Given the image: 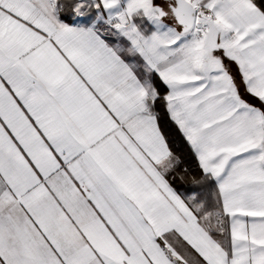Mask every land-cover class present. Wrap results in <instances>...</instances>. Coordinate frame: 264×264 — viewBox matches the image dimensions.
Returning <instances> with one entry per match:
<instances>
[{"label":"snow or ice","instance_id":"snow-or-ice-1","mask_svg":"<svg viewBox=\"0 0 264 264\" xmlns=\"http://www.w3.org/2000/svg\"><path fill=\"white\" fill-rule=\"evenodd\" d=\"M0 264H264V0H0Z\"/></svg>","mask_w":264,"mask_h":264},{"label":"crops","instance_id":"crops-1","mask_svg":"<svg viewBox=\"0 0 264 264\" xmlns=\"http://www.w3.org/2000/svg\"><path fill=\"white\" fill-rule=\"evenodd\" d=\"M172 135L175 140L173 147L177 150V152L180 155L184 156L185 159L187 160L188 159L187 148H186V145H184L182 139L180 138L179 133L173 130Z\"/></svg>","mask_w":264,"mask_h":264},{"label":"trees","instance_id":"trees-1","mask_svg":"<svg viewBox=\"0 0 264 264\" xmlns=\"http://www.w3.org/2000/svg\"><path fill=\"white\" fill-rule=\"evenodd\" d=\"M189 163H192V161H191V160H189Z\"/></svg>","mask_w":264,"mask_h":264}]
</instances>
